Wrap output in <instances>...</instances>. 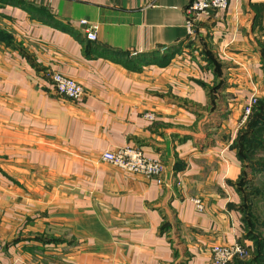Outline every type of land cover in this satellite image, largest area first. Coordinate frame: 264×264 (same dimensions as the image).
Instances as JSON below:
<instances>
[{"label":"crops","instance_id":"1","mask_svg":"<svg viewBox=\"0 0 264 264\" xmlns=\"http://www.w3.org/2000/svg\"><path fill=\"white\" fill-rule=\"evenodd\" d=\"M188 4L0 0V264H213L215 245L255 257L237 189L264 236L250 195L264 143L252 160L235 145L264 101V0H230L194 39ZM52 72L85 96L57 95ZM126 146L160 160L165 185L102 160Z\"/></svg>","mask_w":264,"mask_h":264},{"label":"built area","instance_id":"2","mask_svg":"<svg viewBox=\"0 0 264 264\" xmlns=\"http://www.w3.org/2000/svg\"><path fill=\"white\" fill-rule=\"evenodd\" d=\"M229 3L230 0H189L186 9V29L189 37L194 39L197 36L198 24L202 16L216 11H224L228 8ZM81 24L85 27L87 39L96 41L98 25L91 24L87 20H82ZM48 76L54 91L60 97L80 101L85 96L84 87L76 80L58 72H52ZM257 104L258 99L253 97L244 110V122L253 114ZM148 117L154 119L153 115ZM102 160L129 174L141 175L148 179H154L159 185H165V165L160 160L146 157L137 148L126 146L116 151H107L102 155ZM193 202L198 212L205 210L200 199H193ZM2 250L3 244L0 241V253ZM211 255L213 264H234L237 261L243 263L248 261L252 253L249 248L243 245H215L211 249Z\"/></svg>","mask_w":264,"mask_h":264},{"label":"trees","instance_id":"3","mask_svg":"<svg viewBox=\"0 0 264 264\" xmlns=\"http://www.w3.org/2000/svg\"><path fill=\"white\" fill-rule=\"evenodd\" d=\"M6 35L2 32H0V38H5ZM211 65H215L213 61L210 62ZM209 64V65H210ZM220 71V65H217L215 72L218 73ZM218 88H220V85H218ZM213 90L209 91V94H211ZM211 96V95H210ZM263 136H264V101H259L258 106L252 115V118L248 122V126L246 129L241 131L239 133L237 142L235 147L239 149V158L241 160H252V157L254 156L255 152L263 146ZM246 182L241 181L238 184V192L243 198V204L244 207H241L242 212L245 214V220L244 222L249 226V233L248 235L250 238L255 242V245L257 247V251L255 253V257L250 259L249 264H264V236L261 234H255L257 226L259 224V220L257 216L253 213V205L247 204V198L249 195H247V191L244 190L246 188ZM246 193V194H245ZM251 196L255 197H263L264 199V190H260L255 188L254 191L250 194ZM246 206V207H245ZM264 227V221L263 225ZM245 263V262H244Z\"/></svg>","mask_w":264,"mask_h":264},{"label":"rangeland","instance_id":"4","mask_svg":"<svg viewBox=\"0 0 264 264\" xmlns=\"http://www.w3.org/2000/svg\"><path fill=\"white\" fill-rule=\"evenodd\" d=\"M256 181V183H258V182H261V183H264V182H262V181H264V178L262 177V178H260L259 180H255ZM261 209L260 208H257V210H256V214L259 216V218H260V220H264V206H263V203H261ZM251 258H252V256H251ZM250 258V259H251ZM249 259V260H250ZM248 260V261H249ZM247 262V261H246Z\"/></svg>","mask_w":264,"mask_h":264}]
</instances>
